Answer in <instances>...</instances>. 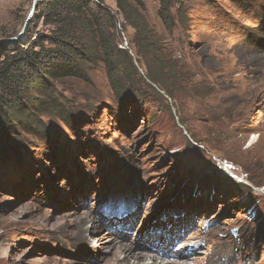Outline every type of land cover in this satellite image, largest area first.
Here are the masks:
<instances>
[{"label":"rangeland","instance_id":"rangeland-1","mask_svg":"<svg viewBox=\"0 0 264 264\" xmlns=\"http://www.w3.org/2000/svg\"><path fill=\"white\" fill-rule=\"evenodd\" d=\"M103 1L120 83L58 56L0 87V264H264V0H178L170 25L145 0L142 29ZM34 2L0 0V42L52 34Z\"/></svg>","mask_w":264,"mask_h":264},{"label":"trees","instance_id":"trees-1","mask_svg":"<svg viewBox=\"0 0 264 264\" xmlns=\"http://www.w3.org/2000/svg\"><path fill=\"white\" fill-rule=\"evenodd\" d=\"M115 1L127 21L135 28L142 29L146 24L142 12L145 0ZM175 1L178 0H158L160 14L167 25H170ZM36 9L43 12L44 22L54 25L55 29L49 36L36 35L31 42L21 39L16 42H0V87H10V81L14 78L10 74V68L14 63L26 61L30 67L39 68L42 58L58 56L103 58L111 81L114 84L120 83V61L117 59L131 57L112 37L111 29L114 24L107 16L108 10L103 0H43L36 4ZM26 32L30 33L29 25ZM84 40L86 42L82 43L79 50V43ZM81 51L85 52L84 57L80 55Z\"/></svg>","mask_w":264,"mask_h":264},{"label":"bare ground","instance_id":"bare-ground-1","mask_svg":"<svg viewBox=\"0 0 264 264\" xmlns=\"http://www.w3.org/2000/svg\"><path fill=\"white\" fill-rule=\"evenodd\" d=\"M124 246H121V248H123ZM125 251L127 253V260H134L136 264H153L152 262H150V260H154L158 257V253L157 254H151V253H139V252H132V247L129 245H125ZM117 256V255H116ZM132 259V260H131ZM164 263V261L162 262ZM170 263V262H167ZM171 263L173 264H188L185 261H179L177 259L175 260H171Z\"/></svg>","mask_w":264,"mask_h":264},{"label":"water","instance_id":"water-1","mask_svg":"<svg viewBox=\"0 0 264 264\" xmlns=\"http://www.w3.org/2000/svg\"><path fill=\"white\" fill-rule=\"evenodd\" d=\"M36 1L37 0H35V2H34V6H33V10H32V12H34V10H35V7H36ZM30 20V16H28V18H27V20H26V22H25V24H24V26H23V30L22 31H25V29H26V27H27V23H28V21ZM18 38V37H17ZM14 39H16V38H14Z\"/></svg>","mask_w":264,"mask_h":264}]
</instances>
